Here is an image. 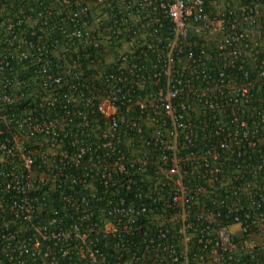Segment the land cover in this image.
Segmentation results:
<instances>
[{"label": "built area", "instance_id": "built-area-1", "mask_svg": "<svg viewBox=\"0 0 264 264\" xmlns=\"http://www.w3.org/2000/svg\"><path fill=\"white\" fill-rule=\"evenodd\" d=\"M0 264H264V0H0Z\"/></svg>", "mask_w": 264, "mask_h": 264}, {"label": "trees", "instance_id": "trees-1", "mask_svg": "<svg viewBox=\"0 0 264 264\" xmlns=\"http://www.w3.org/2000/svg\"><path fill=\"white\" fill-rule=\"evenodd\" d=\"M36 9L38 10V8H36ZM131 96L134 97L135 95H131ZM116 192L118 193V196H121L123 198H128L133 194L132 191L129 192V191H125V190H117ZM71 213L75 214V212L73 210H71ZM135 219H137V222L135 221L136 225L141 226V225H144L146 223V220L144 219L143 216H138Z\"/></svg>", "mask_w": 264, "mask_h": 264}]
</instances>
